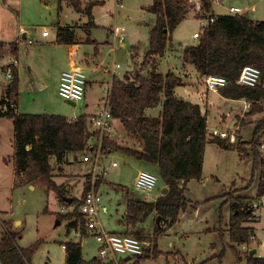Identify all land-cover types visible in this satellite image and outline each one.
Returning a JSON list of instances; mask_svg holds the SVG:
<instances>
[{
	"label": "rangeland",
	"instance_id": "1",
	"mask_svg": "<svg viewBox=\"0 0 264 264\" xmlns=\"http://www.w3.org/2000/svg\"><path fill=\"white\" fill-rule=\"evenodd\" d=\"M91 1H100V3L96 4L93 9L97 25L89 31L88 28L92 26L90 24L91 18H85L86 15L82 16L75 7L67 4L66 1L62 2V10H59L57 7L59 0H7L5 2L0 0L1 28H4L8 22L9 27H11L8 32H10L13 27L19 28L20 22H22L25 28L33 30L35 37L40 28L49 27L51 32L50 38H47L48 41L44 43L37 41L23 45L24 50L21 53L23 92L19 95V99L22 98L21 105H19L20 111L59 113L68 117L79 116L84 112H93L104 106L110 86L109 80L113 75L116 74V76L122 77L127 71L134 69L136 64L139 67L144 62V59L141 62L139 61L142 52L149 48L150 32L157 21L156 14L148 9L153 0H86V2L83 0L82 3L85 5ZM121 3H123V7ZM190 5H192L190 7L191 15L189 14L187 19H184L172 34V41L178 45H181V42L192 41L191 34L195 30L199 31L202 23L207 22L204 17L202 1L190 0ZM212 5H214L216 11L222 12H229L230 6L238 8L239 11H244L246 7L251 10L254 7L255 10H251L250 14L254 18L264 20V0H215ZM80 17L88 19V22L80 20ZM74 20H76L74 24H76L75 26L79 31L83 30L85 37L88 36L90 39L85 49L94 55V58L91 59L93 69L97 67L92 73L90 66H88L89 69L86 68V63L81 61L79 52L76 51L74 54L77 64L86 71L87 77L90 79L83 98L78 100L76 104L63 98L55 84L57 76L71 67L68 47L54 42L56 24L58 22L62 24L71 23ZM121 27H125V39H121L117 34ZM12 38V36H6L3 39ZM16 38L17 36L14 37V39ZM25 46L30 47L31 50ZM137 47L140 48V51L138 57L135 56L134 59L132 54H134ZM27 50L29 54H27ZM15 58L9 53L5 60L13 61ZM177 59L179 58L174 56V59L170 61L171 65L172 63L175 64ZM30 66L32 67L31 71L29 70ZM169 68V64L165 61L160 65L163 72L168 71ZM1 73L2 78L7 81L6 73L3 71ZM3 89V86L0 85V96ZM214 95H211L208 101L210 128L229 130L230 133H235L236 141L229 142L236 143L238 141L236 130L243 123L244 127L241 133L245 139L249 140L255 122L264 118V101L260 102L263 111L248 114L247 111L251 108L249 100H247L248 105L245 104V107L243 100L230 101L221 98L218 94ZM239 108L241 111L237 113ZM231 110L236 112L232 116L236 119V122L229 129V119L223 121V118L230 115ZM114 122L116 129L109 139L121 145L139 146V141L125 134L124 126L121 125L118 119ZM13 138V118L4 116L0 120V233L3 227L5 229L3 218H10L11 216H7L5 212H10L15 219L21 220L22 237L18 238L19 244L22 247L38 244L32 255V264H64L66 262L65 242L75 238L80 239L83 246L85 261L83 264H168L169 260L173 264L172 256L176 257L179 264H187L184 259L177 256L178 251L165 252L167 254L165 255L162 254L161 248L159 249L158 238L165 232L168 225L167 219L161 214H157L156 211H153L155 215L152 225L141 226L140 222L135 226L130 225L127 230V232L135 235H143V240L150 242L147 254L152 255L144 258L132 256L127 259L128 256L125 254L108 255L102 258L99 255L100 244L95 236L87 234V232L82 235L69 232L67 219H64L61 224L58 223L59 219L62 220L65 217V214H59V211H62V208L65 207L69 210V204L72 203L76 204L75 206L79 210L81 197L96 181V188L102 196L101 204L109 208L107 212L100 211L98 220L107 230H119V220L122 219L126 209L127 189L136 193L137 196L143 197V194L145 195V193L135 188V174L140 166H132L129 161L121 156L120 151L108 147L101 149L100 167L97 169L92 168V163L83 160V156L89 153V149L81 153L77 160L84 162L80 163V169H78V165H72V170H70L69 164L59 169L55 159L51 158L50 162L55 165L56 168L54 169L57 176L65 174L72 178V181L62 184L65 196L73 197V202L69 203L67 200H62L54 190H49L44 186L35 184L36 187L30 188L28 184L17 187L12 184V179H8V176L13 170L15 171L12 158L14 154ZM94 141L92 138L91 142ZM258 144L261 156L264 157V147H261L264 144V135L260 137ZM110 150L113 151L108 153ZM248 150H250L249 147ZM215 154L212 157L210 156L209 167L206 171L209 180L206 181L205 187L201 186L198 180L192 182L191 191H186L188 206L184 211L182 210L180 220L169 233L161 237L159 240L160 247L164 250H180L188 262L192 263L193 260L199 262L193 264H246L248 254L250 255L249 245L231 242L227 232L220 234V228L222 225L226 226L224 227L226 229L229 225L231 202L228 201V198L242 196L245 198L244 203L248 206H252L255 201H258L260 198L258 187L261 177L264 178V168L258 170L255 177H253V163L243 160L245 162L242 163L241 167L234 168L240 176L236 175V179L233 180L235 178L234 172L231 173L227 179H224L228 183L224 186L223 183L215 181L210 173L222 158L218 152ZM244 157L253 159L252 156ZM238 159L236 154H233L231 158L229 156L224 157L225 168L221 169L219 167V174H224L229 163L232 165L237 164ZM70 160L74 161L73 156ZM112 160H117L119 166H112ZM140 168L151 170L156 174L159 173L157 166L150 163ZM76 171L79 172L76 173ZM99 178L102 179V183L98 186L97 180ZM17 181H19V177H17ZM162 183V178L159 175L158 184L152 191V198L164 194ZM166 186L168 187V185ZM223 201L228 203H223ZM221 214L223 215L222 220L220 219ZM158 217H160L159 225L157 223ZM255 217L254 214V218L246 221L244 225L253 227L255 220H257ZM19 224H15L12 220L13 231L20 230ZM157 226L163 227V231L153 240V233ZM258 231L263 234L261 236V240H263V229L258 230L257 228ZM244 245H246V249ZM254 248H260V243H254ZM158 250L161 251L160 255L154 256L152 252ZM169 255L172 256L169 257ZM240 255L241 260H239Z\"/></svg>",
	"mask_w": 264,
	"mask_h": 264
},
{
	"label": "trees",
	"instance_id": "2",
	"mask_svg": "<svg viewBox=\"0 0 264 264\" xmlns=\"http://www.w3.org/2000/svg\"><path fill=\"white\" fill-rule=\"evenodd\" d=\"M62 1L72 4L78 11L86 12L90 18H93V7L100 3L91 1L83 7L81 0H59ZM201 1L205 12L212 9L211 0ZM191 6L190 0H153L148 9L156 14L157 21L151 29L149 48L143 62L149 64L152 69L148 74L137 70L133 80L129 76H126V79L114 77L112 80L109 98L112 113L122 122L126 133L139 141V146L121 145L105 137L103 147L156 165L158 174L168 185L167 192L155 201L145 200L127 189L126 220L132 226L145 221L153 211L166 218L167 225L177 222L180 212L186 206L185 191L188 182L202 177L208 141L216 142L226 149H237L242 157L252 156L253 177L258 170L264 168V157L258 147L260 137L264 135V118L255 122L249 140L241 133L243 123L236 130V143H230L227 138L212 133L211 135L208 116L202 112L201 106L175 95L174 89L184 84L183 79L173 71L164 74L156 70L157 57L164 54L174 30L187 17ZM90 24L94 25V22L90 21ZM74 36V27L57 28L59 44L74 43ZM9 45L11 53L17 58L18 44L12 42ZM5 47L6 44L0 42V55ZM183 53L185 61L194 64L202 75L218 74L228 78L229 83L219 89L222 96L249 100L251 108L247 111L248 114L263 111L260 102L264 101V20H253L239 13L217 15L214 22L205 26L198 44L186 46ZM246 64L261 68L259 84L249 86L237 83L240 71ZM11 68L14 77L8 83L5 97L0 99L1 103L8 105V109H0V116L11 117L14 121L15 150L12 158L16 175L20 182L44 186L54 190L65 200L63 186L54 179L50 157L55 155L58 162H64L68 153L90 149L93 133L88 126L89 115L83 113L71 119L59 113L16 112L15 108L10 107V103L18 101L20 79L17 65H12ZM161 102L162 111L158 116L145 114L146 108L158 106ZM101 183L102 179L99 178L97 185ZM262 194L264 178L261 177L258 195ZM244 200L242 196L228 198L232 210L228 231L230 240L237 244L251 243L254 233L252 226L244 225L246 221L254 218V208L246 205ZM68 215L76 217L71 225L81 223L84 233V219L78 207ZM4 224L7 226V222ZM162 231L163 227L157 226L153 240ZM136 236L144 239L143 235ZM20 237L19 232H8L3 238L0 243V259L3 264H25L27 260H31L38 244L22 247L18 242ZM65 245L67 264L85 262L81 242L67 241ZM147 249L146 253L138 258L151 256L152 254H147ZM153 249L155 250V247ZM152 253L159 256L161 251ZM247 264H264V256L248 254Z\"/></svg>",
	"mask_w": 264,
	"mask_h": 264
},
{
	"label": "crops",
	"instance_id": "3",
	"mask_svg": "<svg viewBox=\"0 0 264 264\" xmlns=\"http://www.w3.org/2000/svg\"><path fill=\"white\" fill-rule=\"evenodd\" d=\"M4 2L5 1H7V0H3ZM62 2H65V1H62ZM62 2H59L58 3V9L59 10H62ZM82 2H83V0H82ZM85 2H86V0H85ZM152 3H153V1L151 2V4H149V5H152ZM67 4H69V5H72V4H70V3H67ZM121 4H123V3H121ZM86 5V4H85ZM85 5L84 4H82V6L83 7H85ZM73 6V5H72ZM122 7L124 6V5H121ZM74 7V6H73ZM231 7V6H230ZM229 7V8H230ZM93 9H94V7H93ZM212 10L214 11V13L216 14V15H220V14H230L231 13V11L229 10V12H222V11H216L215 10V7H214V5H212ZM252 11L253 10H255V8L253 7L252 9H251ZM248 7H246L245 9H244V11H239L238 13L239 14H243V15H245V16H247V17H249V18H251V19H253V20H262V19H259V18H254V16L253 15H251L250 14V11H251ZM77 12H79V13H81V15L82 16H85V18H87V17H89L88 16V14L86 13V12H84V11H78L77 10ZM92 13H93V10H92ZM233 13H236V12H232L231 14H233ZM189 14L191 15V9L189 10V13H188V15H187V17L189 16ZM193 16V15H192ZM195 16V15H194ZM187 17L185 18V19H187ZM195 17H198V18H200L199 16H195ZM85 18H83V17H80L79 19L80 20H85V21H87L88 22V19H85ZM90 19V18H89ZM78 20V19H77ZM91 20L94 22V25H92L91 27H89L88 28V30L90 31V29L92 28V27H94V26H96L97 25V23H96V20H95V16H94V13H93V18H91ZM76 20H74L73 22H71V23H66V24H62V23H60V22H58L57 24H56V36H55V40H54V42H56L57 43V28L59 27V26H69V27H74V29H75V36H74V43H71V44H61V45H64V46H66V47H68V49H69V53H70V66L72 67V66H80V65H78L77 64V61H76V58L74 57V54L76 53V51H78L79 52V55H80V59H81V61L82 62H85L86 63V65H85V67L86 68H88L89 69V67L88 66H90V68H91V72L93 73L94 71H95V68L97 69V67H94V69H93V66L91 65V59H93L94 58V55H92V54H90L89 53V51H87L86 49H85V47H86V45L88 44L87 42H89L90 41V39L88 38V36L87 37H85V35L83 34V30H80L79 31V29L75 26L76 24H74V22H75ZM8 27H7V26ZM6 25H5V27L4 28H1L0 27V42H3V43H5L6 44V47H5V49H4V51L1 53V55H0V70L1 71H3L4 73H5V70L7 69V64L8 63H10L11 61H6L5 59L7 58V56L9 55V53H10V55H13L12 53H11V46L9 45V43H12V42H16L17 44H18V46H19V50H18V59H17V62H18V64H17V67H18V72H19V79H20V83H19V94L21 95V93L23 92V85H22V70H23V67L21 66V53L23 52V50H24V48H23V45L25 44H31V43H35V42H37V41H39L40 43H44L45 41H48L47 40V38H50V34H51V32H50V30H49V27H44V29L43 28H40L39 30H38V34H36V37L34 36V32H33V30H31V29H27V28H25V26H24V24L22 23V22H20V27L19 28H16V27H13V30L12 31H10V32H8V29L9 28H11V27H9V23L7 22L6 23ZM32 31V33H31V31ZM196 32V30L191 34V37L193 38V40L192 41H186V42H181V45H178V44H176V43H174V41H172V38L168 41V43H167V46H166V49H165V51H164V54L162 55V56H158L157 57V63H156V70L158 71V72H160V73H164V74H166L167 72H169V71H173L174 73H176L178 76H180L182 79H183V81H184V84H182V85H178V86H176L175 87V89H174V92H175V95L177 96V97H179V98H181V99H184V100H188V101H191V102H193V103H198L200 106H201V110H202V112L203 113H206L207 114V116H208V123H209V110H208V101H209V99H210V96L211 95H213V96H215L214 94H218L221 98H223V99H227V100H230V101H241V100H243L244 101V105L245 104H247V99H232V98H227V97H224V96H222L221 95V93H220V91L218 90V91H212V90H209V89H207V87H206V85H205V83H204V76L205 75H202L199 71H198V69L196 68V66L194 65V64H192V63H189V62H186L185 61V59H184V53H183V50H184V48L186 47V46H188V45H197L198 44V42H199V39L197 38V37H194L193 36V34ZM83 34V35H82ZM117 34H119V32L117 33ZM14 35V36H13ZM6 36H12L13 38L12 39H3L4 37H6ZM17 36V38L16 39H14V37H16ZM119 36V35H118ZM31 37V38H30ZM37 37H38V39H37ZM120 37V36H119ZM125 37H126V33H125ZM29 39H32L33 41L32 42H30L29 41ZM125 39V38H124ZM59 44V43H58ZM26 48H28L29 50H31V48L30 47H28V46H25ZM84 49V50H83ZM140 51V48H136L135 49V51H134V54H132V57L135 59V56L136 57H138V52ZM146 51H147V49L144 51V52H142V57H141V59H140V61L139 62H141V60H143L144 59V57H145V53H146ZM27 54H29V51L27 50ZM14 56V55H13ZM174 56H177V58H179V59H177V62L175 63V64H173L172 63V65H171V63H170V61H171V59L173 60L174 59ZM167 62L168 64H169V69H168V71H165V72H163L161 69H160V65L163 63V62ZM118 66L120 67V65L118 64ZM81 67V66H80ZM152 68H151V66L149 65V64H143L142 63V65L141 66H139V67H137V64H136V66L134 67V69H132V70H129V71H127L125 74H124V76H116V74L115 75H113V77H111V79L109 80V84H110V86H112V80H113V78L114 77H117V78H119V79H126V76H129V78L130 79H134V77H135V73H136V71L137 70H141V73H143V74H148V72L151 70ZM29 70L31 71L32 70V67L30 66L29 67ZM1 71H0V85H2L3 86V92H2V90H1V96H0V99H2V98H4L5 97V94H6V89H7V86H8V83L10 82L9 81V79H7V81L6 80H4L3 78H2V73H1ZM60 75H61V73L57 76V78H56V80H55V84L57 85V89H58V92H59V78H60ZM89 83H90V79H89V77H88V83H87V86L89 85ZM109 86V87H110ZM33 88H34V86H33ZM107 97V96H106ZM105 98V97H104ZM164 98V97H163ZM21 100H22V98H18V101L16 102V112H28V111H20V109H19V105H21ZM105 101H106V98H105ZM87 104H89L88 102H87ZM248 105V104H247ZM162 106H163V103L161 102L158 106H155V107H148V108H146L145 109V114L146 115H148V116H158L160 113H161V111H162ZM245 107H246V105H245ZM101 107H99V108H97L95 111H93V112H96L98 109H100ZM243 108H244V106H243ZM240 108H239V110H238V112L237 113H240ZM92 111H89V112H84V113H86V114H91V113H93ZM29 113H45V112H29ZM234 114H236V112H233V110H231L230 111V115H228V116H225L224 118H223V121H225L226 119H229V121H230V123L228 124V127H229V129L231 128V126H232V124L233 123H235L236 122V119L234 118V117H232ZM4 116H0V120L3 118ZM76 117H78V116H75V117H69V118H71V119H74V118H76ZM115 120H117V118L115 119ZM119 120V119H118ZM120 121V120H119ZM120 123H121V125H122V122L120 121ZM237 127V126H236ZM124 128V127H123ZM209 132L210 133H212V129L210 128V126H209ZM125 130V129H124ZM14 133H15V126H14ZM125 134H127L126 133V131H125ZM212 135V134H211ZM13 140H14V138H13ZM13 146H14V141H13ZM14 150H15V146H14ZM113 151V150H112ZM84 152V151H83ZM83 152H70V153H68L67 154V156H66V158H65V160H64V162H58V160L56 159V156L55 155H52L51 157H50V160H51V158H54L55 159V162H56V164H57V167L59 168V169H61V168H63V166L64 165H67V164H69L70 165V170H72V165H78V169H80L81 167H80V163H84V162H79V161H77L78 160V158H79V156H80V154L81 153H83ZM216 152H218L219 154H221V159L219 160V162L216 164V167L213 169V170H211L210 171V173H211V176L214 178V180L215 181H217L218 183L220 182V183H223L222 185H228V183H226L227 181L226 180H224V179H227V177H229V175H231V173H233L234 172V177L237 175L238 177L240 176V174H239V172H237V167H241L242 166V163L243 162H245L246 160L247 161H250V162H252L253 163V159L251 158V157H242L241 156V153L237 150V149H226V148H223V147H221V146H219L216 142H213V141H208V143L206 144V149H205V155H204V167H203V174H202V177L200 178V179H192V180H190L189 182H188V184H187V188H186V191H191V187H192V182L194 181V180H198L199 181V183H200V185L201 186H203V187H205V185H206V181H208L209 180V177H208V174H206V171H207V169H208V167H209V162H210V156L212 157V155L213 154H215ZM120 153H122V152H120ZM233 154H236V156H237V158H239L238 160V162H237V164H235V165H232V164H228L227 166H228V168H227V170H225V172H224V174L223 175H221V174H219V167L221 168V169H223V168H225L224 167V157H230L231 158V156L233 155ZM216 155V154H215ZM73 156V160L74 161H72V160H70V158ZM121 156L124 158V159H126V161H129L130 163H131V165L133 166V165H135V166H142V167H144V166H146L147 164H149V163H147V162H144V161H141V160H137V159H135V158H132V157H129V156H127V155H125L124 153H122L121 154ZM9 160H11V159H9ZM243 160H245V161H243ZM52 164V163H51ZM85 165V164H84ZM52 166H53V174H54V179L56 180V182L58 183V184H67V182H70V181H72V178L71 177H68V176H66L65 174H63V175H61V176H57L56 174H55V169L54 168H56L55 167V165H53L52 164ZM138 168L137 170H136V174H135V177H136V175H137V173L139 172V170L140 169H142V168ZM158 168V167H157ZM234 168H236V169H234ZM79 171H76V173H78ZM75 173V172H74ZM83 173V172H82ZM237 177V178H238ZM12 179V184H14V186L15 187H17V186H22V185H26V184H28L29 186H30V188H34V187H36L37 185H35V184H33V183H31V182H18L17 181V176H16V171H12V173H9V176H8V179ZM230 179H233V178H230ZM236 179V177L233 179V180H235ZM162 181H163V188H162V192H163V189L165 188V187H167L166 185V183H165V181L162 179ZM0 182H1V180H0ZM232 182V181H231ZM230 182V183H231ZM229 183V184H230ZM223 186V187H224ZM222 187V188H223ZM186 191H185V198H186ZM161 194V193H160ZM221 196V195H220ZM80 197V196H79ZM78 197V198H79ZM73 198V197H72ZM82 198V197H81ZM221 199V198H220ZM57 201V200H56ZM80 201H81V199H80ZM58 202V201H57ZM225 201H223V203H224ZM70 203V202H69ZM59 204V203H58ZM60 205V204H59ZM76 204H69V210H67L66 209V207L63 209L62 208V211H59L58 213L59 214H61V213H64L65 214V217L61 220V219H59V224H61L62 223V221L64 220V219H67L68 220V231L69 232H72L71 230H70V228L71 227H73V226H76V225H71V223L76 219V217H70L68 214H70L72 211H70V210H74L75 208H76V206H75ZM74 206H75V208H74ZM187 206H188V203H187V200H186V206H185V208L183 209V211L187 208ZM71 207V208H70ZM127 208H128V205H127V202H126V209H125V213L123 214V217H122V219H120L119 220V230H108V231H110V232H127V230L130 228V225L127 223V220H126V214H127ZM221 208V207H220ZM230 212H232V210H231V205H230ZM264 207H262V208H260V210H256L257 211V216L255 217V219H257V220H255L256 222L254 223V225H253V228H254V233H253V235L255 236V238L251 241L252 243H247L249 246V249L248 250H252L253 248H254V243H260V248H254V249H256V252L254 253V255L255 254H257V255H259V256H264V242H263V240H261V236H263V234H261V232L260 231H258L257 232V228H258V230L259 229H263V231H264V209H263ZM108 206H106V205H102V210H104V211H108ZM221 210V209H220ZM263 210V211H262ZM262 211V213H261V215H260V212ZM6 213V215L8 216V215H11L10 216V218H3V221L4 222H7V226L6 225H4L5 226V229H7V230H10V231H12V232H19L20 234H21V237H22V232H21V220H18V219H15L13 216H12V214L10 213V212H5ZM181 213H182V211L180 212V214H179V218H178V220H180V215H181ZM154 215H155V213H151L148 217H147V219L145 220V221H143V222H141V226H145V225H152L151 223L153 222V218H154ZM222 214H221V216H220V219L222 220L223 218H222ZM158 219V218H157ZM12 220L15 222V224H17V223H20L19 224V227H20V230H17V231H13L14 229H13V227H12ZM178 220H177V222H178ZM230 221V220H229ZM176 222V223H177ZM157 223H158V221H157ZM175 223V224H176ZM229 223V222H228ZM227 223V224H228ZM175 224H173V225H168V226H166V229H165V232L160 236V238H158V245H159V249L161 250V251H163V253L162 254H165V255H167L165 252H170V251H178V255L177 256H179V257H181L182 259H184L186 262H187V264H193V263H199V262H195V261H197V260H193L192 261V263L191 262H188L186 259H185V255L183 254V253H181V251L180 250H169V249H166V250H164V249H162V247H160V243H159V240L161 239V237L163 236V235H166L167 233H169V231L172 229V227L175 225ZM224 227H226V226H222L221 225V228H220V234L222 235V234H224L225 232H227L228 234H229V231H228V226H227V228L225 229ZM4 228V227H3ZM2 228V229H3ZM106 229V228H105ZM150 231H152V230H150ZM262 231V232H263ZM74 233V232H73ZM76 234V233H75ZM76 235H78V234H76ZM230 237V236H229ZM67 241H76V242H81L80 241V239H78V238H75V239H70V240H67ZM66 241V242H67ZM65 242V243H66ZM232 242V241H231ZM82 244V243H81ZM20 245V244H19ZM21 246V245H20ZM244 247H245V249H246V245H244ZM243 247V248H244ZM65 248H66V245H65ZM82 248H83V246H82ZM161 254V255H162ZM170 256H172V255H169V257ZM84 257V256H83ZM128 257H130V256H128ZM149 257V256H148ZM173 257V264H179V262H178V260L176 259V257L175 256H172ZM239 257H241V255L239 256ZM96 258V257H95ZM131 258V257H130ZM66 259H67V252H66ZM97 259V258H96ZM242 259V257L239 259V260H241ZM29 261V263L30 264H32V258H31V260H28ZM0 263L1 264H3V262H2V260L0 259ZM64 264H67V261L64 263ZM168 264H171L170 263V260L168 261ZM246 264H247V262H246Z\"/></svg>",
	"mask_w": 264,
	"mask_h": 264
},
{
	"label": "built area",
	"instance_id": "4",
	"mask_svg": "<svg viewBox=\"0 0 264 264\" xmlns=\"http://www.w3.org/2000/svg\"><path fill=\"white\" fill-rule=\"evenodd\" d=\"M212 4L215 0H211ZM123 5V4H121ZM231 12H239V9L231 6L229 8ZM205 19L207 22L202 23V27L199 31H196L193 36L199 38L205 26L209 23L214 22L217 19V15L213 13L212 9L205 12ZM121 39L125 38V27L119 29ZM32 42V39H29ZM17 58L7 64L5 70L7 79L12 80L14 77L11 66L17 65ZM262 76V70L260 67L254 64H246L240 71L237 83L249 86H255L260 83ZM88 77L86 71L80 66H72L61 72L59 78V93L68 101L77 103L78 100L82 99L87 87ZM204 83L207 89L212 91H218L221 87L226 86L229 80L224 75L208 74L204 76ZM111 86L108 88V94L103 107L98 109L96 112L89 114L88 126L90 131L93 133L92 138L95 140L91 142L90 149L87 155L83 156L85 162L93 164V169L100 167V152L103 147V141L105 137L110 138L115 131V117L112 113L111 106L109 103ZM16 103L11 102L10 107L16 108ZM0 109H8V105L0 102ZM212 134L227 138L230 142L236 141L235 133H230L229 130H219L218 128L212 129ZM264 147V144L261 145ZM112 152L111 150L108 152ZM112 166H119L117 160L111 161ZM159 180V175L148 169H140L135 177V188L143 193V198L148 201H155L157 198H152V191L156 188ZM102 196L96 188V181L92 183V186L83 194L81 202L79 204V212L82 214L84 223L83 227L87 234L95 236L100 244L99 255L100 257H106L108 255L117 256L118 254H125L127 256H141L146 253V249L150 246V242L140 239L133 233L130 232H110L101 224L98 220L99 213L102 210ZM254 208V214L257 216V211L264 207V194L260 195L258 201L252 204ZM70 230L76 234L82 235V225L79 223L76 226L70 228ZM7 235V231L3 228L0 233V243L3 238ZM255 238L251 236V240ZM25 264H30L27 260Z\"/></svg>",
	"mask_w": 264,
	"mask_h": 264
},
{
	"label": "water",
	"instance_id": "5",
	"mask_svg": "<svg viewBox=\"0 0 264 264\" xmlns=\"http://www.w3.org/2000/svg\"><path fill=\"white\" fill-rule=\"evenodd\" d=\"M69 102L76 104V103L73 102V101H69ZM167 190H168V187H165V188L163 189V193H166ZM64 198H65V200L69 201L70 203L73 202V198H72V197L64 196ZM159 220H160V217H158V220H157V221H158V224H159ZM255 252H256V249L253 248V249L250 251V255H254ZM127 259H130V257H127Z\"/></svg>",
	"mask_w": 264,
	"mask_h": 264
}]
</instances>
